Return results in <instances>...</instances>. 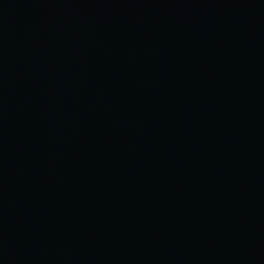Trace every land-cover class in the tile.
Wrapping results in <instances>:
<instances>
[{
  "label": "water",
  "instance_id": "obj_1",
  "mask_svg": "<svg viewBox=\"0 0 264 264\" xmlns=\"http://www.w3.org/2000/svg\"><path fill=\"white\" fill-rule=\"evenodd\" d=\"M0 264H264V0H0Z\"/></svg>",
  "mask_w": 264,
  "mask_h": 264
}]
</instances>
